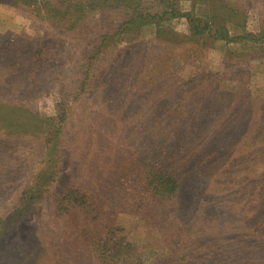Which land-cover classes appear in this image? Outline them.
<instances>
[{
    "label": "rangeland",
    "instance_id": "374dc122",
    "mask_svg": "<svg viewBox=\"0 0 264 264\" xmlns=\"http://www.w3.org/2000/svg\"><path fill=\"white\" fill-rule=\"evenodd\" d=\"M2 1L0 220L10 217L19 192L40 180L42 170L55 172L54 194L83 180L75 151L86 143L100 150L95 130L83 119L95 115L105 130L117 125L115 134L126 126L123 148L134 154L135 164L137 152L154 157L172 143L168 165L181 167L175 205L156 211L152 225L132 214L116 217L146 264L165 244L186 240L188 246L197 234L206 237V247L213 238L223 245L222 264H264V44L244 35L264 29V0H46L39 16ZM79 1L87 4L84 9ZM54 5L61 10L47 18ZM166 9L178 15L155 17ZM140 11L148 13L146 24L137 21ZM200 18L212 28L226 26L227 40L186 45L188 20ZM87 64L92 72L101 69L97 80L85 84ZM153 76L158 89L147 96ZM131 87L146 93L138 103L168 111L149 116L136 105L127 107ZM103 89L114 100L99 118ZM61 102L72 107L60 130L33 119L31 113L54 117ZM107 132L105 141H111ZM43 134L48 136L40 140ZM58 139L60 157L49 149ZM51 198L49 193L13 227H1L0 264L75 257L51 214Z\"/></svg>",
    "mask_w": 264,
    "mask_h": 264
},
{
    "label": "trees",
    "instance_id": "16d2710c",
    "mask_svg": "<svg viewBox=\"0 0 264 264\" xmlns=\"http://www.w3.org/2000/svg\"><path fill=\"white\" fill-rule=\"evenodd\" d=\"M43 1L46 0H3L2 2H10L17 9L29 10L34 16H39V11L43 8L41 6ZM60 5L62 6L63 4ZM76 5L79 9H84L87 4L79 1ZM54 6L56 7L45 14L47 18L54 19L57 11L61 10L59 5ZM169 12H171L170 15ZM139 14H142L143 17H138L137 21H145L144 15L148 16V13L140 11ZM163 14L168 15V17L164 18ZM163 14H155V17L168 20L169 17L178 15L173 11H167V9L164 10ZM183 16L189 17V14ZM196 21L194 23V20H188L189 34L185 41L186 45L192 47L198 44L201 48V46H206L216 39L227 40L226 26L215 25L212 28L211 25L213 23L209 19L200 18ZM147 22L143 23L146 24ZM156 35H159V30L156 31ZM244 35L245 37L249 36L254 42L264 44L259 41L264 37V29L257 34L244 33ZM100 56V58H103V53ZM95 60H93V63ZM100 69L97 67L92 72L87 64L86 71L81 73L85 74L86 80L82 81L86 84L89 79L90 81L97 80L96 77H98ZM158 82L155 76L150 77L149 85L151 91L147 96L156 94L154 92L158 89L156 87ZM146 90L149 91L148 88ZM164 90H161V92ZM128 91L129 97L125 105L129 108L131 107V109L136 105V109L141 115L150 116L153 112L168 111V107L160 108L162 106L158 104L148 105L147 101H145V104L138 103L146 93L143 94V91L138 90L137 87H131ZM81 92H84V90L81 89ZM198 94L200 95L201 93ZM108 96V90L105 89L99 95L103 102L102 109L97 112L99 118L106 115L109 109L108 102L114 100ZM61 98L63 99V97ZM75 99L77 100V98ZM210 104H213V102H209L208 105ZM71 107L72 104L70 102H61L57 104L54 117L40 118L36 113H31V115L37 121H46L49 124L54 122L56 124L55 128L60 130L71 114ZM200 112L207 115V117L210 115V112L204 107L201 108ZM113 116L114 114L112 116L110 114L109 119L115 118ZM85 118H83L84 122L86 121L96 132L97 147H101L96 152L94 146L86 143L84 147H78V150L75 151V154L80 158L82 181L86 180V183L77 182L76 185L72 184L62 192L54 194L55 172L50 170L51 167L47 170H42L39 175L41 177L40 180L24 187L19 192L17 195L18 199L15 202L16 205L10 217L4 222L0 220V237L4 236L1 227H13L14 223L17 222L15 219L24 217V213H30L31 208L32 210L34 208L33 205L45 201L46 196L50 193L52 195L51 214L60 225L59 229L63 231L67 241H70L69 251L74 253L75 257L58 262L60 257L56 260L57 257L55 259L50 256L49 264H146L144 259L137 254L128 237H126L125 230L117 225L116 217L121 214H132L136 218H143L146 223L152 225L156 220V211L165 213V209L175 205L176 201L174 200H176L180 189L181 178L178 179V171L181 167L179 169V167L168 165L167 154L169 149L172 148V143L169 147L161 148V151L157 152L154 157L150 154V151H145L143 152L144 154L140 155L137 152L140 157L136 156L135 164L132 160L134 154L132 152L125 153L124 151H128V148H123L122 135L125 133L126 126L121 127L120 134H115L116 129H118L117 125L112 124L110 128L105 130L95 115ZM37 128L42 130L40 125H37ZM42 131L44 132V130ZM109 131L112 140L105 141L106 132L108 134ZM47 136L46 134L41 135L40 140ZM45 141L49 142V139ZM103 146H105L104 150H102ZM60 148V139L54 141L49 147L51 154L55 155L56 153L58 157H60ZM208 237L210 242L212 237L211 235ZM189 240L194 242V244L184 246L186 240L183 245L180 243H175L174 245L165 244L166 249H164V252L156 254L149 264L224 263V247L215 238L211 240L214 245L208 247L205 245L207 243L206 237L200 234ZM197 241L200 242L196 244ZM53 254L55 255V253ZM36 261L37 259L34 262L33 260H27L23 264H39Z\"/></svg>",
    "mask_w": 264,
    "mask_h": 264
}]
</instances>
